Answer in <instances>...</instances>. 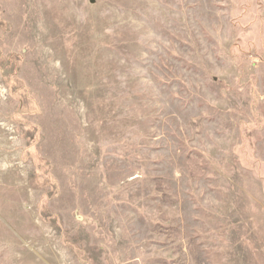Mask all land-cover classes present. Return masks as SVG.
<instances>
[{
    "label": "rangeland",
    "instance_id": "rangeland-1",
    "mask_svg": "<svg viewBox=\"0 0 264 264\" xmlns=\"http://www.w3.org/2000/svg\"><path fill=\"white\" fill-rule=\"evenodd\" d=\"M0 264H264V0H0Z\"/></svg>",
    "mask_w": 264,
    "mask_h": 264
}]
</instances>
